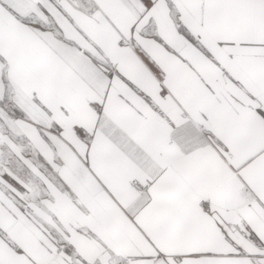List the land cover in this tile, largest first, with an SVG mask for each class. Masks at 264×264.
Wrapping results in <instances>:
<instances>
[{"label":"snow or ice","instance_id":"obj_1","mask_svg":"<svg viewBox=\"0 0 264 264\" xmlns=\"http://www.w3.org/2000/svg\"><path fill=\"white\" fill-rule=\"evenodd\" d=\"M0 264H264V0H0Z\"/></svg>","mask_w":264,"mask_h":264}]
</instances>
